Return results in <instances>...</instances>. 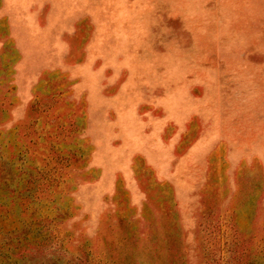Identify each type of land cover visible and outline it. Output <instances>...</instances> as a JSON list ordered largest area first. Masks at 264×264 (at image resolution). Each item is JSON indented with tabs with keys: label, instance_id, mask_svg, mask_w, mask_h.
Masks as SVG:
<instances>
[{
	"label": "rangeland",
	"instance_id": "rangeland-1",
	"mask_svg": "<svg viewBox=\"0 0 264 264\" xmlns=\"http://www.w3.org/2000/svg\"><path fill=\"white\" fill-rule=\"evenodd\" d=\"M0 264H264V0H0Z\"/></svg>",
	"mask_w": 264,
	"mask_h": 264
}]
</instances>
